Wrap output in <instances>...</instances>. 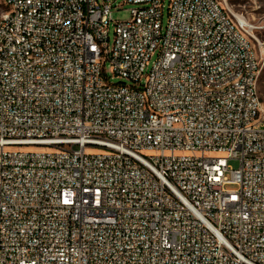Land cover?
<instances>
[{"label":"built area","instance_id":"built-area-1","mask_svg":"<svg viewBox=\"0 0 264 264\" xmlns=\"http://www.w3.org/2000/svg\"><path fill=\"white\" fill-rule=\"evenodd\" d=\"M115 2L0 3V264H264V16Z\"/></svg>","mask_w":264,"mask_h":264},{"label":"rangeland","instance_id":"rangeland-1","mask_svg":"<svg viewBox=\"0 0 264 264\" xmlns=\"http://www.w3.org/2000/svg\"><path fill=\"white\" fill-rule=\"evenodd\" d=\"M124 0H116V2L114 3L115 6H117L118 9L113 8L112 9V19L115 21H124V20H128L129 19V6L127 4L123 3ZM236 7H241V10H245L249 16H251V14H253L255 17H262L264 16V0H256V2H253L252 0H236ZM163 4H164V11H163V25L166 26V22H167V18H168V4H169V0H163ZM122 5V6H120ZM255 6H259L260 8L258 10H253ZM121 8V9H119ZM113 28L114 25H111L110 28V35L113 36ZM258 38L260 40H264V33L259 34ZM156 59V57H152L151 62H153ZM152 64V63H151ZM106 72H107V77L109 82L111 83H121L124 82L121 78L114 76L111 72H110V68L108 65H106L105 67ZM259 91L264 99V81L260 80L259 82ZM91 152H96L97 150H90ZM229 165L233 168V169H237L239 167V162L237 160H230L229 161ZM229 176V174H227ZM228 188H234V186H228Z\"/></svg>","mask_w":264,"mask_h":264},{"label":"bare ground","instance_id":"bare-ground-1","mask_svg":"<svg viewBox=\"0 0 264 264\" xmlns=\"http://www.w3.org/2000/svg\"><path fill=\"white\" fill-rule=\"evenodd\" d=\"M0 3L3 9H10V0H0ZM243 81H246V73H236L233 77L226 78V81L220 82V89H232Z\"/></svg>","mask_w":264,"mask_h":264}]
</instances>
